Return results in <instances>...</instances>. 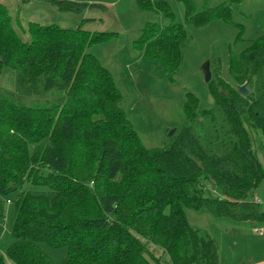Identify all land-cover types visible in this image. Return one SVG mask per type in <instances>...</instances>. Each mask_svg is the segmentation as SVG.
I'll return each mask as SVG.
<instances>
[{
	"label": "trees",
	"instance_id": "obj_1",
	"mask_svg": "<svg viewBox=\"0 0 264 264\" xmlns=\"http://www.w3.org/2000/svg\"><path fill=\"white\" fill-rule=\"evenodd\" d=\"M241 1L198 12L195 0H179L182 24L166 0H137L163 22L146 24L134 48L173 81L184 61L186 25L235 26ZM49 2L60 12L103 7ZM86 21L76 29L29 22L26 42L0 3V76L14 81V92H0V224L7 203L16 215L0 264H55L43 245L66 249L63 264H220L218 239L193 227L186 210L264 228L256 202L264 168L254 144L260 135L264 151V34L238 55L230 49L232 83L210 62L213 107L201 109L187 92L176 134L147 148L121 109L111 72L87 52L114 33L87 31ZM49 93L61 97L44 106L23 103Z\"/></svg>",
	"mask_w": 264,
	"mask_h": 264
},
{
	"label": "rangeland",
	"instance_id": "obj_2",
	"mask_svg": "<svg viewBox=\"0 0 264 264\" xmlns=\"http://www.w3.org/2000/svg\"><path fill=\"white\" fill-rule=\"evenodd\" d=\"M103 7L89 8L82 13L60 12L49 0H0L8 6L13 25L21 38L29 42L27 33L29 22L42 25L56 24L63 28L76 29L84 20V29L90 32L114 33L110 40L92 45L87 52L95 55L107 68L123 94L121 109L128 115L134 129L147 148L166 145L174 131V136L184 120L183 104L185 94L191 92L200 101L201 109H210L213 98L205 83L202 66L206 62L217 61L221 65V75L232 83L229 76L230 49L238 55L257 37L264 34V0H242L233 8L235 26L214 21L208 26L195 28L186 25L189 39L186 43L184 61L180 71L170 81L162 67L144 59L134 48V40L148 23H162L163 19L154 12L141 10L137 0H71ZM176 15L178 23H185V13L179 0H166ZM227 0H195L198 12L204 8L216 7ZM243 26L244 32L240 34ZM0 92H14V81L10 75L0 76ZM60 94H40L25 98L29 107L54 104ZM263 139L254 134V144L264 168ZM264 210V182L256 191ZM189 223L217 238L220 243V264H252L264 256V228L259 232L246 226L237 227L220 221L207 213H197L187 209ZM15 207L6 204V224H0V251L6 256L14 239L12 227ZM218 233V235H217ZM55 264H63L67 250H54L43 245Z\"/></svg>",
	"mask_w": 264,
	"mask_h": 264
},
{
	"label": "water",
	"instance_id": "obj_3",
	"mask_svg": "<svg viewBox=\"0 0 264 264\" xmlns=\"http://www.w3.org/2000/svg\"><path fill=\"white\" fill-rule=\"evenodd\" d=\"M202 72L204 74L205 83L208 84L211 81V79H212V72H211V69H210V62H206L202 66ZM240 90H241V92H242V94L244 96L248 95V92L245 89V87H241ZM173 133H174V131L170 134L171 137H172Z\"/></svg>",
	"mask_w": 264,
	"mask_h": 264
},
{
	"label": "crops",
	"instance_id": "obj_4",
	"mask_svg": "<svg viewBox=\"0 0 264 264\" xmlns=\"http://www.w3.org/2000/svg\"><path fill=\"white\" fill-rule=\"evenodd\" d=\"M256 199L260 200V195L256 194ZM261 203H262V201H261ZM252 264H264V256L262 258H260V260L253 261Z\"/></svg>",
	"mask_w": 264,
	"mask_h": 264
},
{
	"label": "built area",
	"instance_id": "obj_5",
	"mask_svg": "<svg viewBox=\"0 0 264 264\" xmlns=\"http://www.w3.org/2000/svg\"><path fill=\"white\" fill-rule=\"evenodd\" d=\"M256 202L261 203V201L259 199H256ZM254 231L259 232V229H255Z\"/></svg>",
	"mask_w": 264,
	"mask_h": 264
}]
</instances>
